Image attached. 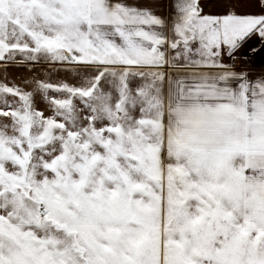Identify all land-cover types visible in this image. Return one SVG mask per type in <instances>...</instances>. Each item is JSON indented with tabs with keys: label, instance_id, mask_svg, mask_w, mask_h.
Returning a JSON list of instances; mask_svg holds the SVG:
<instances>
[{
	"label": "snow or ice",
	"instance_id": "snow-or-ice-1",
	"mask_svg": "<svg viewBox=\"0 0 264 264\" xmlns=\"http://www.w3.org/2000/svg\"><path fill=\"white\" fill-rule=\"evenodd\" d=\"M0 264H264V0H0Z\"/></svg>",
	"mask_w": 264,
	"mask_h": 264
},
{
	"label": "rangeland",
	"instance_id": "rangeland-1",
	"mask_svg": "<svg viewBox=\"0 0 264 264\" xmlns=\"http://www.w3.org/2000/svg\"><path fill=\"white\" fill-rule=\"evenodd\" d=\"M20 74L23 75L24 73H20ZM16 82L19 84L20 83L19 79H17Z\"/></svg>",
	"mask_w": 264,
	"mask_h": 264
}]
</instances>
